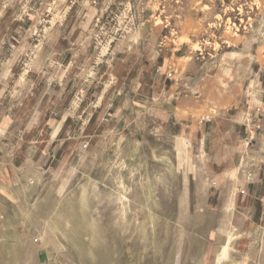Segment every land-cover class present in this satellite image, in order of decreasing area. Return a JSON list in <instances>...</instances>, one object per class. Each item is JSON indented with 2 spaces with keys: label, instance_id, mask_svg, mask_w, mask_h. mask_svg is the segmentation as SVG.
Masks as SVG:
<instances>
[{
  "label": "rangeland",
  "instance_id": "rangeland-1",
  "mask_svg": "<svg viewBox=\"0 0 264 264\" xmlns=\"http://www.w3.org/2000/svg\"><path fill=\"white\" fill-rule=\"evenodd\" d=\"M241 36L264 58V0H0V264H259L130 63Z\"/></svg>",
  "mask_w": 264,
  "mask_h": 264
},
{
  "label": "crops",
  "instance_id": "crops-1",
  "mask_svg": "<svg viewBox=\"0 0 264 264\" xmlns=\"http://www.w3.org/2000/svg\"><path fill=\"white\" fill-rule=\"evenodd\" d=\"M234 44L236 48L218 55L172 43L155 52L150 49L144 60L141 54L124 64L118 57L112 67L127 68L130 62L137 73L154 72L153 108L171 119L182 144L201 139L193 152L196 162L183 179L187 194L192 185L235 184V216L242 220L246 257L264 264V83L259 77L264 58L261 45L247 37ZM120 99L116 95L113 104Z\"/></svg>",
  "mask_w": 264,
  "mask_h": 264
},
{
  "label": "bare ground",
  "instance_id": "bare-ground-1",
  "mask_svg": "<svg viewBox=\"0 0 264 264\" xmlns=\"http://www.w3.org/2000/svg\"><path fill=\"white\" fill-rule=\"evenodd\" d=\"M227 247H228L227 245H225V246H224V251H223V253H225V252H226V250H227Z\"/></svg>",
  "mask_w": 264,
  "mask_h": 264
},
{
  "label": "built area",
  "instance_id": "built-area-1",
  "mask_svg": "<svg viewBox=\"0 0 264 264\" xmlns=\"http://www.w3.org/2000/svg\"><path fill=\"white\" fill-rule=\"evenodd\" d=\"M168 76L171 77V76H172V73L170 72V73L168 74Z\"/></svg>",
  "mask_w": 264,
  "mask_h": 264
}]
</instances>
